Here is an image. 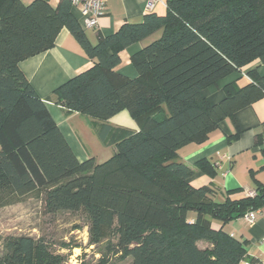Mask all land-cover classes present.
<instances>
[{
	"label": "trees",
	"instance_id": "16d2710c",
	"mask_svg": "<svg viewBox=\"0 0 264 264\" xmlns=\"http://www.w3.org/2000/svg\"><path fill=\"white\" fill-rule=\"evenodd\" d=\"M165 6L164 14L124 22L91 44L71 0H0V192L41 191L45 213H84L89 243L102 245L97 264L114 257L130 264H239L245 241L211 220L226 223L263 207L264 185L236 197L212 185L193 187L195 168L211 174L213 165L202 159L194 168L176 159L179 148L204 142L219 121L264 96V74L256 71L243 86L225 85L217 103L202 95L254 60L264 63V0H165ZM62 28L91 64L53 90L54 102L65 114L88 118L98 139L114 146L102 162L76 158L19 67L51 48ZM158 30L131 56L137 76L120 74V52ZM122 110L137 130L107 122ZM66 257L42 238L6 236L0 264H69Z\"/></svg>",
	"mask_w": 264,
	"mask_h": 264
},
{
	"label": "crops",
	"instance_id": "0c3cea01",
	"mask_svg": "<svg viewBox=\"0 0 264 264\" xmlns=\"http://www.w3.org/2000/svg\"><path fill=\"white\" fill-rule=\"evenodd\" d=\"M28 1V0H23ZM58 0H50L55 5ZM145 0H106L105 9L98 18L95 28L85 27L77 8L72 7L73 15L79 21L89 42L94 44L98 34L109 35L124 22L138 23L149 12L162 15L165 12V0L157 1L151 11L145 10ZM161 30L146 38L130 44L120 52L117 71L129 78L137 76L131 62V56L141 48L157 39ZM91 60L67 28L57 34L51 48L19 62V67L29 83L43 100L48 112L66 139L76 158L83 161L96 155L84 146L90 138L93 143L101 142L90 120L76 112L65 114L55 104L53 90L66 82L77 72L89 67ZM264 74V63L257 60L242 67L202 90V95L211 103H217L224 97V86L235 83L243 86L250 81L249 72ZM113 127L137 130L138 125L126 110H122L107 121ZM264 96L236 110L232 118L218 122L202 143L191 142L177 150V161L194 167L204 159L213 165V173L208 174L196 169L188 182L193 187L212 185L223 193L241 196L253 190L257 184L264 185ZM114 146L112 145V153ZM97 161V160H96ZM213 228H223L239 241H245L246 256L239 264L259 261L264 258V211L257 213L249 224L243 217L222 223L212 219ZM203 244V243H202Z\"/></svg>",
	"mask_w": 264,
	"mask_h": 264
},
{
	"label": "rangeland",
	"instance_id": "374dc122",
	"mask_svg": "<svg viewBox=\"0 0 264 264\" xmlns=\"http://www.w3.org/2000/svg\"><path fill=\"white\" fill-rule=\"evenodd\" d=\"M86 141L85 148L92 150L97 162H102L112 155L111 143L98 141L95 144L90 138ZM42 198L41 191H33L24 196H16L9 189L0 192V251L6 236L29 235L47 241L53 252L67 256L69 264H97L100 257L98 250L102 245L95 248L89 243L84 213H45ZM111 263L130 264V258L114 257L109 259L107 264Z\"/></svg>",
	"mask_w": 264,
	"mask_h": 264
},
{
	"label": "built area",
	"instance_id": "2783aa9c",
	"mask_svg": "<svg viewBox=\"0 0 264 264\" xmlns=\"http://www.w3.org/2000/svg\"><path fill=\"white\" fill-rule=\"evenodd\" d=\"M105 1L106 0H71L72 7L78 9L80 15L83 18V25L89 28H95L98 25V18L103 14L105 9ZM159 0H145V10L151 11L154 4ZM245 194L253 195L254 190H249ZM264 211V206L246 212L242 217L246 222L252 224L255 220V216L257 213ZM245 264H264V258L259 261H255L254 263Z\"/></svg>",
	"mask_w": 264,
	"mask_h": 264
}]
</instances>
